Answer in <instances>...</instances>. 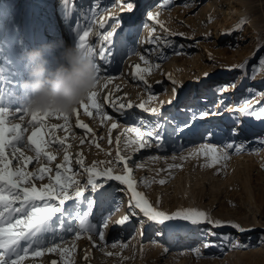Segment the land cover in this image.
Listing matches in <instances>:
<instances>
[{"label": "rangeland", "instance_id": "1", "mask_svg": "<svg viewBox=\"0 0 264 264\" xmlns=\"http://www.w3.org/2000/svg\"><path fill=\"white\" fill-rule=\"evenodd\" d=\"M126 2L134 4L131 13L121 10L123 4L120 0H68L67 5L64 0H0V107H7L15 113V117H9L7 121L9 126L20 124L27 129L24 140L18 147L25 156H35L27 141L33 131V125L29 123L31 112H16V109L27 103L28 97L21 88L29 67L25 53L40 47V32L61 37V46H78L79 35L88 30L86 40L99 49L97 33L111 31L118 18L120 24L113 37L109 62H102L98 51L94 61L100 71L111 67L113 72L110 71L109 74L108 70L105 74L116 78L125 74L129 60L137 61L142 68L151 66L149 72L143 73L144 81L130 78L131 88H124L128 89V98L134 107L125 110L128 115L108 112L118 123V127L111 131V144L108 142V126L111 122L102 114L98 115L90 107L89 100L84 99L83 104L79 103L75 109L80 118H85L92 133H95L94 143L93 134H85V130L77 126L78 119L74 111L69 114L67 125L59 114L47 116L42 129L45 131L44 139H51L48 133L52 132L55 136L65 137L66 141L64 146L56 143L48 145L46 150L55 159L48 162L42 157L40 163L53 169L50 175L55 176V167L64 163V149L67 147L71 162L68 166L73 172L79 173L75 178L80 181L79 186L83 187L86 174L76 164L73 154L76 148L81 147L87 162L93 164L94 161H113L112 165L99 164L98 167L111 166L115 173L122 174V163H115V136H120L119 151L121 155L132 157L128 166L133 169L132 177L137 181V191L143 192L155 207L166 212L197 208L207 212L213 220L232 221L251 230L239 232L231 227H223L212 229L217 232V236L207 237L195 232L171 231L160 232L158 235L162 226L151 224L142 215L133 217L125 225H117L115 222L128 214V194L120 190L123 186L118 182H112L110 187L105 185L109 191L114 189L110 202L103 207L98 202L89 218L91 223L97 224L102 217H108V228L104 230L106 241H100L95 232H83L79 238L74 234H67L62 242H56L60 247L69 248L72 264H85L91 258L89 254L94 248L109 258L107 264H264V118L256 120L255 117L236 113L239 122H235L233 115L227 110L229 104L238 107L244 98L252 100L254 105L256 101L264 102V70L253 73V66L259 68V57L264 56V0H250L245 12L251 13V23L248 19H243L239 27L224 32L230 33L229 35L216 32L224 22L221 17L210 14V6L216 4V0H173L168 5H164L163 0ZM218 6L220 4H216ZM149 11L159 13L157 19L162 22L163 27L148 19ZM102 20L105 21L104 28L99 26ZM130 24L132 27L128 29ZM153 28L155 31L151 32ZM179 33L184 35H172ZM167 42H171L172 47L167 46ZM252 49L254 53L250 52ZM221 53L234 55L240 64L248 60V64L243 70H220L217 63L221 59ZM141 56L149 62L147 65L141 60ZM156 65L159 67H155ZM165 69H170L177 80L169 77ZM100 71L97 73L99 82L102 80ZM205 73H208L207 77ZM173 80L176 81L175 85ZM113 82L120 87L124 86L120 79ZM233 84L236 85L235 88L231 87ZM223 85H228L229 88L221 97L215 90ZM171 87L176 88L175 93ZM101 88L106 94L113 96L111 87ZM133 90L136 92L132 93ZM150 95L155 99L150 100L146 107L158 108L162 114L159 117L135 107L148 100ZM116 98H109L107 105L110 106L112 101L120 103V99ZM222 98L225 99L224 108L217 105V100ZM96 100L100 104V99ZM169 100L172 101L171 104L168 103ZM84 104L89 105L91 116L85 111ZM209 107L222 111L223 115L196 121L193 129L185 131L179 139L176 135L169 137L175 124L190 117L191 113L186 109L199 111ZM181 108L185 111H181ZM138 118L163 125L160 129L165 136L162 147L156 148L154 145L153 148L142 149L138 153H134L131 146L125 147V139L135 138L134 133H126L125 129L139 126ZM53 124L61 127L52 129ZM66 128L68 131H65ZM233 128L238 130L235 136L231 132ZM142 130L146 129L142 127ZM209 131L214 133V137L208 138L207 142L218 147L229 142L234 145L243 143L244 148L239 152L235 147L229 149V159L226 162L211 167L204 166L206 157L188 156V153L205 142L200 134L207 137ZM6 151L9 159H12L11 148ZM153 156L159 158L150 159ZM182 156L188 158L182 159ZM16 163L13 160L12 167ZM169 165L178 167L169 168ZM39 167L40 164L32 162L27 165L26 171L32 172ZM160 180L165 183H159ZM48 182L47 176L43 180H34L37 187ZM183 186H189L190 198L184 195ZM85 196L96 198L90 191H86ZM189 199L192 200V205L188 202ZM116 202H119V206ZM71 204L72 202H67V205ZM86 210V204L73 206V215L76 211ZM224 236L228 239H223ZM206 241H211L215 246L204 248ZM81 242L84 243L83 246ZM113 242L117 243L115 248L111 246ZM237 244L240 246H236ZM196 246L200 247L199 256L191 250ZM110 250L116 257L107 255ZM52 261L64 264L59 251L44 252L40 256H33L29 252L21 264H52Z\"/></svg>", "mask_w": 264, "mask_h": 264}, {"label": "snow or ice", "instance_id": "2", "mask_svg": "<svg viewBox=\"0 0 264 264\" xmlns=\"http://www.w3.org/2000/svg\"><path fill=\"white\" fill-rule=\"evenodd\" d=\"M122 2V11L131 13L134 9L133 3H128L126 0H120ZM65 5L68 4V0H64ZM173 3V0H163L164 5ZM159 13H153L149 11L147 17L150 21H155L161 24L157 17ZM105 21L100 22V28H104ZM120 21L116 18L115 27L111 31H105L103 34L97 33L99 42H103V45L97 49L90 44L86 37L89 36V31L85 30L82 35H79L78 47L91 53L93 57L99 53V58L102 62H109L111 57V46L113 45V37L116 35V30L119 27ZM147 27V24H145ZM239 27V25L237 26ZM155 28L151 29L154 32ZM151 34V33H150ZM229 35L230 33H224ZM183 36V33L172 34ZM156 39H159L158 37ZM167 46L172 47L171 42H167ZM183 47V46H180ZM259 51V49H258ZM255 56V54H254ZM141 60L147 65L149 62L144 56H141ZM259 68L253 66V73L256 71L264 70V56L259 57ZM248 64V60L244 63L233 65L232 69H245ZM155 67H159L156 65ZM96 78L99 82L97 73L100 69L95 63ZM151 66L142 68L139 64L135 66L134 77L140 81H144L145 77L143 73L149 72ZM231 70V69H230ZM206 77L208 73L204 74ZM110 79V78H109ZM146 83V82H145ZM175 85L176 81H172ZM235 88L236 85L231 86ZM229 86L223 85L216 88L215 92L218 96L223 97V94L228 91ZM173 92H176V88L173 87ZM96 92L90 91L88 94V100L90 101V107L96 110L98 115H103L108 121H112L108 129L109 144L112 143L111 131L118 127V123L113 116L108 115L107 112H103V105L98 104L95 99ZM109 97H105L108 100ZM120 98L117 97L116 100ZM155 99L154 96H149L148 100L142 101L136 108L142 109L143 112L151 113L153 116H161V112L158 108H148L147 103ZM83 104V100L80 101ZM163 103V102H162ZM172 103L171 100L168 101ZM264 104L262 101H256L255 105L253 101L247 98L242 99L239 102L238 107L228 109L229 113L233 115L235 122H239V117L235 114L239 113L245 117H255L256 120L264 118ZM217 105L221 108L225 107V99H218ZM110 106L116 113L120 115H128L126 109H132L133 103L129 101L125 103H116L112 101ZM85 111L88 115H92L91 111H88L89 105L84 104ZM191 113L190 117L181 123L175 124L172 127V132L169 134L176 135L179 139L183 136L185 131H191L194 124L198 120H204L210 116L223 115L222 111H216L209 107L204 110L193 111L192 109H186ZM75 111V108L71 112ZM185 111V109H181ZM16 112L28 113L31 112L30 124L33 125V131L30 136L27 137L28 144L32 146V150L35 152V156H25V153L20 150L18 144L24 140V132L27 130L20 124L9 126L7 121L9 117L14 118L15 113L7 107H0V264H21L24 256L31 254L33 256H40L44 252L54 253L59 251L60 257L63 259L64 264H72L69 259L71 252L67 247H60L56 242L64 239L67 234H74L75 237L79 238L83 232H95L99 236V240L106 241L105 229L108 228V217H102L97 223H91L90 216L93 214V208L99 202L101 207L107 202H110V198L113 195V191H109L105 188V185L111 186L112 182H118L121 187V191L129 193L128 199V214L121 217L115 223L117 225H125L130 222L135 216L147 218L153 225L162 226L158 231L160 232L171 231L173 233L179 232H195L200 233L203 236H217V232L212 229H219L223 227H231L239 232L250 231L251 229L242 228L239 224L232 221L213 220L210 215L197 208H183L177 209L173 212H166L155 207L145 196L143 192L137 191V181L133 179V169L130 168L129 162L132 160L131 156H124L120 154L119 144L120 136H117L116 145V161L115 163H122L123 173L117 174L114 172L113 167L99 168V164L112 165L113 161H94L91 166H85L84 158L82 154H77L76 164L83 169V173L86 174V182L83 187H80V181L75 177L79 173L73 172L68 166L71 162L69 159V153L67 147H65L64 163L58 164L55 167V176L50 175L53 169L47 167V165L40 163L41 158H46L48 162L55 159L54 155L46 150V147L52 143H56L60 146L65 145L66 138L55 136L54 133L49 132V136L52 137L49 140L44 139L45 131L44 120L49 115L59 114L63 117L64 124L67 125L69 122L70 112L59 111L56 109H48L46 111H34L30 110L27 105L24 107H18ZM23 117H21L22 119ZM77 126L80 129L85 130V134L92 133V129L88 124L83 123L80 120L76 121ZM139 126L126 128V133H134L135 138L125 139V147H132L134 153L140 152L142 149H151L155 145L156 148L163 146L165 140L164 134L160 131L163 125L159 122L150 123L142 118H138L137 121ZM39 125V127H37ZM61 127V125L53 124L52 129ZM144 127L146 130H142ZM65 131H68L66 128ZM232 135L238 134L236 128L231 129ZM93 134V143L95 142V133ZM201 139L205 140L199 147L193 148L189 151L188 156H200L206 157V163L204 166L211 167L222 162H226L229 159V149H233L239 152L244 148V144L225 143L223 147H218L210 142H207L208 138L214 137L213 132H208L207 137L203 133L200 134ZM83 143V140L81 141ZM27 146V145H26ZM99 147V144L96 145ZM11 148L12 159H9V154L6 149ZM159 157L153 156L150 159L155 160ZM175 158V157H174ZM182 159L188 157L182 156ZM13 160H15L16 166L12 167ZM36 162L40 164V167L35 171H26L28 164ZM226 167V163L224 164ZM142 167V165H137ZM178 167V165H169V168ZM264 167V165H262ZM63 169V171H61ZM72 172V175L69 173ZM47 176L49 182L41 184L39 187L36 186L34 180H43ZM101 178H103L101 180ZM143 179V178H142ZM147 183V181H145ZM159 183H165L164 180H160ZM72 189V191H69ZM86 191H90L95 194V199L91 196H85ZM67 202H72L71 205H67ZM81 204L87 205L86 211H76L73 215V206L79 207ZM119 206V202H116ZM79 222L78 224L76 222ZM210 226V227H206ZM91 239V236L89 237ZM223 239L227 240L228 237L224 236ZM46 245H51L47 246ZM113 248L117 246L116 242L111 244ZM127 245H121L126 247ZM215 245L211 241H206L203 244L204 248L214 247ZM236 246H240L237 244ZM75 245H73V249ZM197 256L201 255L200 247L196 246L191 249ZM167 251V249H165ZM23 253V255H22ZM112 255V253H107ZM87 259V256L85 257ZM52 264H57L56 261H52Z\"/></svg>", "mask_w": 264, "mask_h": 264}, {"label": "clouds", "instance_id": "3", "mask_svg": "<svg viewBox=\"0 0 264 264\" xmlns=\"http://www.w3.org/2000/svg\"><path fill=\"white\" fill-rule=\"evenodd\" d=\"M49 54L55 57L52 67ZM25 59L29 67L21 88L30 110L71 112L99 83L93 55L78 46L45 44L28 50Z\"/></svg>", "mask_w": 264, "mask_h": 264}, {"label": "bare ground", "instance_id": "4", "mask_svg": "<svg viewBox=\"0 0 264 264\" xmlns=\"http://www.w3.org/2000/svg\"><path fill=\"white\" fill-rule=\"evenodd\" d=\"M216 4H220V6L216 7ZM216 4H212L210 6V8H211L210 14L212 16H219L224 21L223 23L220 24V26H218V29H217L216 32L220 31L221 33L222 32L224 33V32L228 31L231 28H236L241 23V21L243 19H245V18L248 19V21L251 23V20L249 19L251 13L250 12H245V11H247V9H248V7L250 5V0H222L220 2L218 0H216ZM62 24L64 25V28L67 29L66 23L63 22ZM128 27H129L128 29H131L132 24H130ZM40 34L41 35H40V38L38 40V43H39L40 47L42 45H45V44H53L56 47H60L61 43H63V40L59 36L58 37H54V36H51V35H47V34H44L42 31L40 32ZM202 35H203V33H202ZM70 39H71V37H70ZM98 42H99V39H98ZM98 45H99L98 47H101L103 45V42H100V44L98 43ZM250 52L254 53L253 49L250 50ZM251 53H249V54H251ZM47 58L49 60V66L52 67L53 66L52 64L55 63L54 55L49 54L47 56ZM137 64H138L137 61L129 60L127 62V67L125 68V74L122 77H120V78H116V77H113V76L109 75L110 71L112 70L111 67H108V69L107 68L102 69L100 71V73H101L100 74L101 75L100 78L103 80V82L100 79L101 81L99 82V84H101V82H102L101 86H109V87H111V89H112V91L114 93L113 96H110L109 94H106L105 91L102 90L101 86L100 87H96V89L93 90V91L96 92L95 99H100V104L104 106L103 112H107L108 113V112L114 111V109L111 106L107 105L109 99L105 100V97H109V98H111V100H114L115 96L116 97L120 96V101L119 102L120 103H125V104H127L129 101H131L128 98V94H127L128 89L131 88V83L129 82L128 79H130V78L134 79L135 78L133 74L135 72V66ZM238 64H240L239 60L234 55H228L227 53H221V59L217 63V68H219L220 70H222L223 68L232 69L233 65H238ZM108 70H109V72H107ZM165 70H166V73L168 74L169 77H173L174 79L177 80V77L174 75L173 72H171L170 69H165ZM234 70L238 71L240 69H234ZM106 72L109 73L108 74L109 76H107V74H105ZM111 72H113V71H111ZM115 79H120L124 86L120 87L118 84L113 82ZM136 79H138V78H136ZM125 86L128 87L127 90L126 89L124 90ZM171 90H173V87H171ZM134 92H136V90H133L132 93H134ZM85 100H88V96L85 98ZM227 107H228L227 110L230 109V108H234L233 104H229ZM181 109H184V108H181ZM74 112H75L74 114L76 115L75 117L78 120L82 121L83 123H86L85 118L83 119V118H80L78 116V114L76 112V109H75ZM109 122H112V121H109ZM110 125H111V123L109 124L108 127H110ZM115 138H116V136H115ZM73 154L75 155L76 159H77V154H82V156L84 158L85 166H91L92 165L90 162H87L85 153L83 152L81 147L76 148L74 150ZM188 189H189V186H183L182 187L184 195L186 197L190 198L188 196V193H190V190H188ZM122 192H124V191H122ZM127 194H128V199H129L130 194L129 193H127ZM188 202L192 205V200L191 199H189ZM83 244L84 243L81 242V246H83ZM108 253H112V255L114 254L113 251H111V250ZM89 255H90L91 258L85 264H107L108 259H109L106 255H103L101 252H99L95 248L91 250V253ZM113 257H116V256L113 255Z\"/></svg>", "mask_w": 264, "mask_h": 264}]
</instances>
